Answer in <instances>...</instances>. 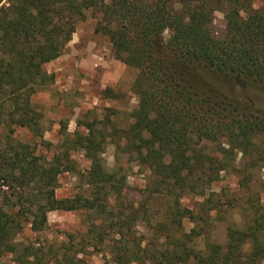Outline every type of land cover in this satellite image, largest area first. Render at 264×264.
I'll use <instances>...</instances> for the list:
<instances>
[{"label": "trees", "instance_id": "obj_1", "mask_svg": "<svg viewBox=\"0 0 264 264\" xmlns=\"http://www.w3.org/2000/svg\"><path fill=\"white\" fill-rule=\"evenodd\" d=\"M216 11L225 21L221 38L212 31ZM88 13L98 17L94 32L107 38L114 58L137 70L133 122L125 130L107 124L108 134L93 125L84 134H64L50 160L20 144L0 155V179L16 191L9 208H19L0 205V257L42 264L41 247L17 253L13 243L25 203L30 218L23 220L35 232L51 211L112 213L125 182L105 168L110 138L148 169L149 194L170 199L163 219L143 234L119 219L114 264H264V181L254 175L264 169V0H0V127L9 122L42 137V115L30 98L53 82L42 67L62 55ZM74 151L89 162L84 179L92 198L58 200V177L76 171ZM222 173L236 176L245 196L238 199L244 224L226 226L224 245L210 234L221 212L212 185ZM187 195L201 202L186 208ZM136 213L133 222L140 220ZM184 220L195 225L188 232L179 231ZM82 252H65L54 264H89L77 257Z\"/></svg>", "mask_w": 264, "mask_h": 264}, {"label": "rangeland", "instance_id": "obj_2", "mask_svg": "<svg viewBox=\"0 0 264 264\" xmlns=\"http://www.w3.org/2000/svg\"><path fill=\"white\" fill-rule=\"evenodd\" d=\"M97 18L96 14L88 13L85 20L76 24L75 33L62 55L42 67L43 71L52 74L54 78L51 84L30 98L34 110L42 115V137L8 122L0 127V155L9 153L12 147L20 144L28 145L29 153L50 160L58 151L64 134H84L87 125H93L99 133L108 134L110 128L104 129L107 124L120 130L132 124L131 115L137 107V98L131 92V87L137 70L114 58L107 38L94 32ZM224 30L223 14L216 11L212 31L216 38H221ZM102 157L107 172L116 174L117 178L125 182V188L121 197H118L117 207H112V213L100 216L95 210L83 208L51 211L47 213L46 227L35 232L23 220V216L30 218L31 206L25 203L16 215L20 216L16 219L21 225L13 237V243L18 247L17 253L28 245L41 247L42 264H54V259H60L63 253L66 252L70 257L71 253L82 249L83 252L77 254V257L89 264H114L111 246L117 239L114 233L119 230L113 227L119 219L124 224L131 223L130 231H138L139 234L150 231L155 221L163 219L170 206V199L149 194L150 173L137 163L136 156L123 142L107 138ZM72 158L76 171L62 173L58 177L55 197L58 200L75 197L91 199L93 189L85 184L84 179L89 162L79 151L72 152ZM4 173L0 168V176ZM254 175L264 181V169ZM7 184L6 180L0 179V205L4 210L17 212L19 208H9L16 191L7 189ZM212 191L219 194L217 200L221 212L216 213V217L211 220V239L224 245L226 226L232 223L244 224L238 199L245 196L238 192L237 177L232 174L222 173L221 180L212 185ZM261 199L264 203L263 194ZM200 202L199 197L187 195L181 200V205L193 209ZM110 205L113 203L110 202ZM136 212L141 215L140 220L133 222ZM106 218L103 226L100 225ZM181 225V232H188L195 226L188 220H184ZM124 231L129 232V229L126 227ZM201 241L195 243L203 248ZM13 259V254L5 253L0 257V264H17Z\"/></svg>", "mask_w": 264, "mask_h": 264}]
</instances>
